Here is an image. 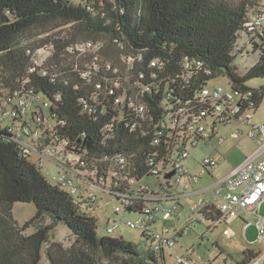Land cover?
<instances>
[{
	"label": "trees",
	"instance_id": "16d2710c",
	"mask_svg": "<svg viewBox=\"0 0 264 264\" xmlns=\"http://www.w3.org/2000/svg\"><path fill=\"white\" fill-rule=\"evenodd\" d=\"M261 8L264 0H80L76 5L64 0H0V79L11 84L26 72L28 47L50 43L59 58L65 46L93 40L102 42L99 54L113 65L122 63L121 55L141 52L144 62L139 70L145 72L144 65L150 59H163L164 75L171 81V102L176 107L188 101V107L199 105L195 93L214 78L226 77L233 90L251 92L248 103H254L256 110L264 99V85L250 88L246 81L264 77V26L250 31L246 23ZM40 34L45 36L28 42ZM241 34L246 39L239 46ZM114 38L123 42L122 48ZM184 57L201 61L202 67L195 71L185 68ZM250 57H256L255 61L251 62ZM238 60L250 61L253 66L238 72ZM71 84L64 86L61 80L50 83L44 76H31L35 92L52 100L56 92L61 93L56 102L58 108L52 112L63 123L57 125V134L68 140L69 145L87 148L95 156L122 154L138 169V177L147 173L145 162L154 157L153 153L155 156L157 153L156 160L166 156L164 144L169 138V128L160 106L161 90L159 94L146 92L143 97L150 114L147 116L152 119L136 121L125 107H122L125 117L121 119L120 106L116 109L107 106V115L116 114L117 119L111 127V137L103 139L101 131L109 117L86 114L79 106L80 92ZM155 137L159 138L158 144H154ZM41 168L0 130V264H43L41 247L58 221L75 238L66 248L51 242L46 252L49 264H165L164 250H153L144 260L139 258L134 243L111 233L100 235L96 219L89 213L92 209L48 180ZM15 202L33 203L37 209L34 217L22 226L12 215ZM216 213L213 209L210 217ZM44 214L51 223L28 235L22 233L31 221ZM210 217L206 219L211 220ZM255 253L250 248L244 249L240 264Z\"/></svg>",
	"mask_w": 264,
	"mask_h": 264
},
{
	"label": "built area",
	"instance_id": "2783aa9c",
	"mask_svg": "<svg viewBox=\"0 0 264 264\" xmlns=\"http://www.w3.org/2000/svg\"><path fill=\"white\" fill-rule=\"evenodd\" d=\"M89 9L93 10V7ZM263 26L264 8H261L249 16L246 27L251 31L260 30ZM113 41L120 48L124 45L119 38ZM101 47V41L80 40L65 46L59 58L55 57L57 50L50 43L28 47L26 55L29 65L26 72L16 77L11 84L0 79V130L7 133L24 154L32 156L39 153L41 157L44 153L49 154L62 170L53 182L76 196L89 209H93L95 196H86L84 191L74 185L68 173H78L91 185L108 192L115 201L113 212L122 214L121 223L147 236L154 251L174 246L186 234L192 221L202 222L210 217L213 209L217 213L210 217L211 224L199 234V240L204 242L207 233L220 223L226 225L223 232L230 234L228 224L241 210L247 216H252L256 206L264 201V122L252 121L250 111L254 113L255 106L254 103H248L251 92L240 93L231 87L209 81L195 93L199 105L188 107V101L176 107L177 104L171 102V81L169 76L164 75L166 62L163 59H150L144 65L143 72L139 70L144 62L141 52L121 55L122 63L113 65L99 54ZM183 63L185 68L194 71L202 67L201 61L188 57H184ZM252 66L250 63L244 70ZM34 74L48 78L50 83L61 80L64 86L76 79L71 85L80 92L79 106L86 114L98 115L95 118L108 116L106 108L111 105L115 109L120 106L121 119L125 117L122 107L136 121L152 119L147 116L149 113L143 97L146 92L155 91L159 94L161 90L160 106L169 128V138L164 144L167 152L165 159L156 160L157 153L156 156L153 153L154 157L145 162L147 173L138 177V169L122 154L95 156L90 155L87 148L69 145L68 140L57 134V125L63 123L52 112L58 108L56 102H59L61 93L56 92L52 100L35 92L31 85V76ZM162 87L163 90L168 89L166 93H162ZM108 117L109 121L101 131L103 139L111 137V127L117 119L116 114ZM231 121L239 123L229 136L215 132L218 125ZM243 125L248 126L246 132L241 128ZM162 133L157 131V134ZM243 133L255 143L253 153L214 183L208 202L198 194L190 204V213L182 226L173 229L165 225L158 227L156 221L169 220L174 216L178 199L218 164L216 158L204 156L198 162L199 173L191 172L184 164L188 147H196L201 142L207 144L213 134H216L218 143H223L228 138L238 139ZM158 143L159 138L155 137L154 144ZM36 164L42 167L41 160H37ZM170 171L173 174L165 178ZM146 178H155L156 187L141 183ZM127 212H134L137 218H128ZM263 222L264 218L257 216L254 225L257 240L264 244ZM113 231L114 225L106 227L107 233ZM188 261V257H176L178 264H189ZM244 264H264V248H259L255 256Z\"/></svg>",
	"mask_w": 264,
	"mask_h": 264
},
{
	"label": "rangeland",
	"instance_id": "374dc122",
	"mask_svg": "<svg viewBox=\"0 0 264 264\" xmlns=\"http://www.w3.org/2000/svg\"><path fill=\"white\" fill-rule=\"evenodd\" d=\"M64 1L71 5L79 3L78 0ZM241 35L242 39H238L239 46H242L246 39L244 34ZM43 36H45V34H40L38 37L28 40V42L43 38ZM22 40L26 41L25 38ZM255 59L256 57H250L251 62L255 61ZM250 61L238 60L236 62V64H238V72L242 73L245 67L250 65ZM212 82L214 84H222L229 87V80L226 77L214 78ZM246 85L250 88H258L261 85H264V77H252L246 81ZM250 114L252 115L253 122H264V99L258 108H256L255 112L252 113L250 111ZM235 123L236 122H233V124ZM243 128L244 132L248 130V126ZM221 131L225 130L221 129ZM240 142L242 146L241 149L234 147L227 153L225 151V146H218L215 142L210 144L201 142L196 147L189 146L188 156L185 159L184 164L190 168L191 172L199 173L200 168L198 162L205 154H211L217 151L216 154L220 160V166L217 169H220L223 172L237 166L238 163L241 162L249 153V151H251L252 145L248 139L244 138ZM32 159L34 162H37V160L42 161L41 173L50 181H53L62 171L47 153H44V156L42 157L39 153H34L32 155ZM68 176L72 179L74 185L79 190L85 192L86 196H95L93 209L89 211V213L95 217L100 235H108L106 227L114 225V231L110 235L122 237L124 240L134 243L140 253L139 258L145 260L146 256L153 251V247L149 240L146 239L139 230L129 228L121 223L122 214H115L113 212V206L115 204L114 198L110 196L108 192L91 185L85 179L78 176V173H68ZM204 181V179L200 180L197 186L202 185ZM141 183L150 184L152 188H155L157 180L155 178H146L141 180ZM36 211L37 209L33 203L15 202L12 206L13 218L20 226H22L27 220L32 219L36 214ZM189 213V208L182 210V217L179 222L176 217H173L175 224L182 226ZM126 216L131 219L137 218V214L134 212H127ZM49 223H51L50 217L44 214L40 218L31 221L22 233L28 235L35 231L38 227ZM167 226L170 228L173 227L169 222H167ZM207 226L208 222L206 220H203L201 223L192 221L190 227L186 230V234L180 237L174 246L164 249L165 264H177V256L188 257L189 264H240V261L244 257L243 250L245 247L251 249L264 248L263 242L257 240V231L255 230L254 234L251 235V229L246 230L240 223L239 219L231 220L229 222L228 227L230 234L227 235L223 232L226 225L219 224L213 228V230L209 231L204 242H201L199 240V234L204 232ZM74 238V234L64 223L60 221L55 223L49 230L48 240L41 247V262L43 264H49L46 252L47 247L51 242L61 243L63 247L66 248L73 242Z\"/></svg>",
	"mask_w": 264,
	"mask_h": 264
},
{
	"label": "crops",
	"instance_id": "0c3cea01",
	"mask_svg": "<svg viewBox=\"0 0 264 264\" xmlns=\"http://www.w3.org/2000/svg\"><path fill=\"white\" fill-rule=\"evenodd\" d=\"M233 122H236V121H231V122H229L227 124H220V125H218V127L215 130V132L217 134H224L226 136H229L230 132L232 130H234L238 126V123H239V122H236L235 124H233ZM245 126H247V125H243L241 127L243 129V132H244V128L243 127H245ZM221 129L222 130L224 129L225 131H221ZM244 138L248 139L251 142V145H252L251 151H249V153L245 156V157H247L249 154L253 153V151L255 150V147L256 146H255V143L252 140H250L247 136H245L244 133L238 139L228 138L223 143H218L217 142V138H216V134H213L212 139L209 140L207 142V144H210L212 142H215V144L218 145V146H225L226 147L225 151L227 153V152H229V150L231 148H234V147L235 148H238V149H241L242 146H241V142L240 141L242 139H244ZM239 145H240V147H239ZM216 153H217V151H215L214 153H211V154L210 153L209 154H205L204 156H211V157L216 158L218 160L217 166H215L213 168H210L208 173L204 174L197 182H195V183H193L191 185V187H190V189H189V191L187 192L186 195L181 196L178 199V203H179L178 204V209H177V213L174 216H172L169 220H161V219H158L156 221V225L158 227L163 226V225L167 226V222H169L173 226L171 229L177 227L178 225L175 224V220L173 219V217H176V219L179 222L180 219H181V217H182L181 216L182 210H184L185 208H189L190 204L193 203L196 200L198 194L201 195V196H203V198H204V200L206 202L209 201V198H210V195H211V191H212V187H213L214 183L218 179H220L221 177L225 176L228 172H230L234 168V167H232V168H230L228 170H225L223 172H222V170L217 169L220 166V160L217 157V154ZM245 157H244V159H245ZM187 168L190 170L189 167H187ZM203 179L205 180L204 183L202 185H200V186H197V184L199 183V181L200 180H203ZM168 203H170V202H168ZM168 203H166V205H168ZM257 216H261V217L264 218V201L261 202V203H259L256 206L255 212L252 214V216H247V214L244 211L241 210L239 212L238 216L235 219H233V220H238L239 219L240 223L244 226V228L246 230L251 229V232H252L251 235H252V234H254L255 230L257 231V229H256V227L254 225V222H255ZM204 220H206L208 222V225L211 224V220H208V219H204ZM220 224H223V223H220ZM263 226H264V222H263ZM246 248L247 247H245L244 249H246ZM258 249H252V250L253 251H257Z\"/></svg>",
	"mask_w": 264,
	"mask_h": 264
},
{
	"label": "water",
	"instance_id": "95a60500",
	"mask_svg": "<svg viewBox=\"0 0 264 264\" xmlns=\"http://www.w3.org/2000/svg\"><path fill=\"white\" fill-rule=\"evenodd\" d=\"M172 174H173V171H170V172L167 173L164 177H165V178H168V177H170Z\"/></svg>",
	"mask_w": 264,
	"mask_h": 264
}]
</instances>
